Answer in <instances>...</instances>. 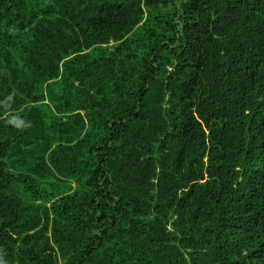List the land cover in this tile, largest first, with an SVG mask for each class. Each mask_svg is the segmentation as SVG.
Masks as SVG:
<instances>
[{
	"label": "trees",
	"instance_id": "16d2710c",
	"mask_svg": "<svg viewBox=\"0 0 264 264\" xmlns=\"http://www.w3.org/2000/svg\"><path fill=\"white\" fill-rule=\"evenodd\" d=\"M0 264H264V0H0Z\"/></svg>",
	"mask_w": 264,
	"mask_h": 264
}]
</instances>
